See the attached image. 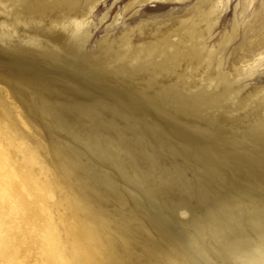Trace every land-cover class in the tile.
Instances as JSON below:
<instances>
[{
  "label": "rangeland",
  "instance_id": "374dc122",
  "mask_svg": "<svg viewBox=\"0 0 264 264\" xmlns=\"http://www.w3.org/2000/svg\"><path fill=\"white\" fill-rule=\"evenodd\" d=\"M2 1L13 16L57 4L55 10L63 9V23H68L64 14L74 7L84 11V16L77 18L68 48L54 47L46 39L44 24L27 33L40 37L44 56L39 50L0 45V181L17 179L24 185L13 191L16 196L10 201L0 193V226L23 234L8 246L0 242L7 246L6 255L0 254V264H61L55 260V252H50V241L43 237L42 221L30 210L32 216L27 211L24 219L12 214L16 208L21 213L32 200L50 216L59 249L64 257L68 255L70 264H97L99 253L88 240L96 227L88 218L95 215L92 202L79 195L72 182L75 175L83 174L105 192L103 187L113 183H106L98 167L106 165L113 172L114 167L108 164L111 161L126 166L120 171L122 177L116 178V172L110 175L117 180L111 189L124 196L127 204L120 211L125 217L123 224L136 220L143 239L154 240L156 251L150 250L152 256L148 257L144 253L146 258L157 257L152 264H178L179 254L185 256V264H242L241 259L264 264V186L233 178V168H225L218 158L150 156L145 142L151 136L130 128L124 116L127 111L117 103L131 104L130 98L116 100L102 91L113 87L143 102L140 109L152 110L149 119L179 126L192 137L191 147L198 144V138L206 140L208 135L202 131L205 122L185 126L177 115L197 108V114L217 116L205 123L216 125L209 137L237 139L239 151L232 162L245 165L248 175H257L264 166V128L254 133L232 123L264 118V0ZM0 11H5L3 5ZM171 49L162 73L144 76L141 83L142 69L136 65L162 64ZM14 57L33 63L34 80H47L39 92H20L9 84ZM55 65L66 86H56L62 92L59 97L48 90ZM17 72L14 82L21 75ZM171 74L172 81L166 80L164 76ZM128 86L137 92L127 90ZM166 88L193 98V102L169 105L170 99L162 93ZM34 99L36 107L30 105ZM157 103L160 107L152 108ZM116 118L123 121L108 124L107 120ZM100 137L104 138L102 146L91 144ZM134 148L139 151H132ZM174 174L179 178H171ZM194 180L209 192L208 204L218 205L219 219L226 217L223 227L237 223L227 215L230 209L232 216L241 220V232L245 230L250 246L235 253L228 236L225 239L214 233L204 203L185 192V184ZM112 211L118 212L119 207ZM152 212L165 216L170 228H162ZM183 242L201 254L192 256Z\"/></svg>",
  "mask_w": 264,
  "mask_h": 264
},
{
  "label": "bare ground",
  "instance_id": "6f19581e",
  "mask_svg": "<svg viewBox=\"0 0 264 264\" xmlns=\"http://www.w3.org/2000/svg\"><path fill=\"white\" fill-rule=\"evenodd\" d=\"M64 2H72V0H64ZM0 5H3L5 8L4 12L0 11V45L7 46L10 49L30 48L31 50H37V52L39 50L40 52H42L41 54L42 56L45 55L44 53L45 51L40 45L39 42L40 37L36 34L27 35V33L33 32L32 27L38 25L41 26V24H44L43 31L46 30L48 31V34L45 35L47 36L46 39L49 40L50 43L57 49L68 48L70 46L68 44H70L71 35L73 34L74 31L73 29L77 24V18L84 16V11L78 9L77 7H74L64 14L65 18L68 19V23H63V19H62L63 9L55 10V8L58 7V4L53 5L52 7H47L46 5L40 6L39 8L33 10V12L31 13L24 15L16 14L14 16L11 14V11H9L8 7L4 4L2 0H0ZM93 9L94 8L89 9L88 12L92 13ZM26 28L29 29L26 30ZM172 53H173L172 49L168 53H165V57L164 60L162 61V64L152 63V62H145L142 64L138 63L136 66H139L142 69L141 83H143L144 76H151L153 74L162 73V69L165 68V66L168 64V61L170 60ZM47 59L49 58H46V60ZM37 63H40V61H37ZM52 65L53 63L49 64V66ZM56 66L57 65L53 67L54 76L56 77L53 76L52 81L51 80L49 81L48 90L51 93V95H53L54 97H59L60 93L62 94V92L57 91L56 86L57 85H62L64 87L66 86L62 84L63 80L60 78V75L62 76V74H59L58 68H55ZM34 68L35 67L33 66V63L28 62L22 59L21 57L12 58V61L10 63V73L8 78L9 84L20 92H25V91H31L32 93L39 92L42 86L46 85L47 80L45 78L43 82L39 78L37 80H34V73L36 71V68L35 70H33ZM15 71L21 72V75H19L16 81L14 82L17 76ZM48 71L50 72L51 70ZM129 76L131 75H128V77ZM164 77L166 80L172 81L170 79V77L172 78V74L169 76L165 75ZM3 78L5 79L7 77H3ZM104 80H107V78H104ZM127 90L137 92V89L133 86H128ZM102 91L103 93L104 92L107 93L110 96V98L116 100L122 98H130L127 101H129V103L131 104H127L124 101L122 102L118 101L117 103L121 104V107L124 109V111H127L125 112L124 116H126L128 121L127 123H129L128 126L130 128L136 130H142V132H146L148 135H150L153 138L150 139L151 138L150 137L149 139H146L148 142H145L146 150H148L149 148L150 156L163 155V157L166 156L171 158L173 157L177 158L180 156L218 158L220 159L222 166H224L227 169L230 168V166L233 168L232 170L233 178H236L237 180L246 183L258 182L257 183L258 185L262 187L264 186V166L259 168L257 175L256 174L248 175L246 172H244L245 165L240 164L238 162L237 163L232 162V156H234L235 153L239 151L238 148L239 143L235 142L237 139L229 138L224 140L223 138L221 139L217 136H216L217 138H213V139L209 137V134L212 133L210 129H213L214 127H216V125L210 126L205 123L208 118L214 119L217 118V116L215 115L210 116L208 114H206V116L205 115L202 116L201 114H197V111H195L197 110V108L194 110L189 109V111L188 110L182 111L180 112V114L177 115L178 116L177 118H179L181 121L184 120L183 124L185 123V126L188 125L197 126L200 125L201 122H205L203 123V126L202 125L200 126H202V131H204L208 135L206 137V140L202 141L201 139L198 138L195 141V143L198 144L192 145L191 147L189 142L191 141L192 137L189 134L180 131L179 126L173 127L171 125L165 124L164 122L160 123L157 121H153L152 118L149 119L150 118L149 115L151 114L152 110L148 109L144 111L140 109V106L143 105L142 104L143 102L141 103L136 98L123 94L117 91L113 87H104ZM162 93L164 96L170 99V101L168 102L169 105L177 104L180 106H185L187 102L188 103L193 102L192 101L193 98L183 95L177 90L166 88L165 90L162 91ZM26 104L29 105L28 102H26ZM36 104H38V101L35 99L33 100V103L32 102L30 103V105H33L35 107ZM130 105H131V109H130ZM159 107H160V103H157V105L153 106L152 108H159ZM262 115H264V113ZM242 118H244V116H242ZM247 119H248L247 121L244 120L243 122H239L238 124L232 123V125H236V128H241L240 126H243L244 128L252 130L253 132L261 128H264V118L261 117L259 118V120H257L248 117ZM118 121H123V120H121L120 118L107 120L108 124L113 123V125H115ZM158 123H160V126H158ZM160 131L162 132L160 133ZM110 140L112 139L110 138ZM93 141L95 143L93 142L91 144H93L94 146H98V145L102 146L104 142V138L102 137L96 138L93 139ZM138 149L141 150L142 146L139 145ZM138 149L134 148L131 150L132 151L135 150L137 152L139 151ZM108 164L114 167L115 171L113 172H116L117 174L113 173L111 169H108L106 165H103L105 166L103 169H102L103 166L98 167V171H101L100 173H102L103 175L102 177L106 181V183L107 184L113 183L112 186L107 185L108 187H103L105 192L103 193L100 192V189L102 188L100 184L97 183L90 184V182L87 180V177L84 176L83 174L75 175L74 182H72L75 183L72 187L75 190H77V193L83 196L85 199L91 200L92 202V208H93L92 210L94 211L95 215L92 213L91 215H89L88 218L89 220L94 221L96 223V227L91 230L90 237L88 238V240L92 248L96 249V251L99 253L100 259L99 262H97V264H152L153 263L152 261L153 260L156 261L157 257L153 256L154 258L153 257L146 258L144 253L148 257L150 255L152 256L151 253L154 250L156 251L153 243L154 240H151V238H148L147 239L148 241L143 239L144 236L143 230L140 227H138L139 225H137L138 222L136 220L133 222L129 220L131 221V223L123 224L125 217L121 214L120 211L121 208H124L126 204L125 200L123 199L124 196H121L116 191V189L115 190L111 189V187H115L114 184L116 185V183L114 181L117 180L111 178L110 175L113 173L115 174L116 178H120V176L122 177L120 171H123L126 168V166L119 162L115 163L114 161L108 162ZM5 168H7V165ZM174 176L175 174L172 175L171 178H174ZM11 177L12 178L16 177V174L13 173ZM177 178H179V174L175 176V179ZM19 185L24 186L23 183H21V181L17 179L16 180L13 179L12 182H10L9 180L6 181L5 183H2V181H0V193H2V195L4 194V196L6 195V198L9 199L10 201L11 198L15 195L13 191L19 188L20 187ZM184 188L186 194L190 198H197L198 200L200 199V201L204 203L205 206L204 208H206L205 211L207 213L204 214L208 217V219H210L211 221L210 223L212 224L214 233L218 236L224 237L225 239H227L225 236H228L229 239L227 240L231 242L230 243L231 250L235 251V253H238L245 245L248 246L250 244V239L246 238L244 234L245 230L241 232L243 228L242 226H240L241 220L240 219L238 220L237 217L234 218L232 216L234 212H232L231 209H230V213H228L227 215L231 217L232 222L236 221L237 223H234V225H230L229 227H223V225H221V222L226 221L225 219L226 217L224 216L225 218L223 217V219L221 218L219 219L218 217L219 211L218 209H216L218 208V205L216 204L210 205L211 202L210 204H208V202L210 201V199L208 200L207 198L209 196V192L206 191V189H204L203 187H201L202 189L198 187L195 184V180L193 181V184L192 183L185 184ZM121 193L124 194L122 191ZM21 197L22 199H26L23 196ZM202 198L205 202L202 201ZM30 200L32 199L30 198ZM32 201L29 202L28 200L29 205L24 206L23 204L24 206L23 208L25 207L26 208L21 210V213L19 212L18 208L13 209L12 212V214H14L13 216L18 215L21 219H24L25 214L27 213L28 210H30L36 217L39 218V220L42 221L41 228L44 229L43 237L45 238V240L47 239L48 241H50L48 245L52 250L50 252H55V254L52 253L56 257L55 260H58L61 264H70L68 255L66 254L67 256L64 257L62 255L64 251L62 252L59 249L60 243L57 241L55 228L51 221L50 216H48L45 213L42 207H37V204H35V200ZM237 205H239V203H237ZM114 206L119 207V211L116 213L112 211ZM221 207L223 208V206ZM133 208H134L133 209L134 213H136L137 215V213H139L137 208H135V206ZM16 210H18V212H16ZM28 213L30 212L28 211ZM153 215L155 216L156 219H158V223L162 226V228L164 227L170 228L169 222H167L164 218L165 216L162 215L163 216L162 217L156 212L153 213ZM29 216H32V214ZM121 225L123 226V228L117 230ZM1 226H0V242H2L3 244L5 243L8 246L10 245V243L14 241H18L20 238H23V234L21 232H16V230H14L13 227L3 229ZM153 228L155 231L157 230L156 226H154ZM118 233L121 236H119ZM184 244L185 243L183 242L184 249L192 256L197 257V254H201L200 250L198 249L195 250L194 248H192V246L189 245L186 248ZM7 246L2 247L0 245V254H5ZM150 250H152V252ZM185 263H186L185 256L179 254L178 264H185ZM241 263L250 264V262L247 259L245 260L241 259ZM253 264H260V263H257L256 261L253 262Z\"/></svg>",
  "mask_w": 264,
  "mask_h": 264
}]
</instances>
